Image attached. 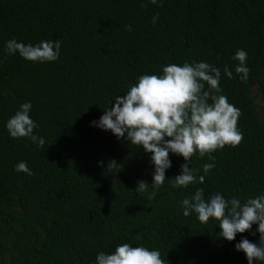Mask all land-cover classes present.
I'll use <instances>...</instances> for the list:
<instances>
[{
	"label": "trees",
	"instance_id": "1",
	"mask_svg": "<svg viewBox=\"0 0 264 264\" xmlns=\"http://www.w3.org/2000/svg\"><path fill=\"white\" fill-rule=\"evenodd\" d=\"M12 38L58 39L60 58L36 63L8 55ZM237 49L248 53L246 81L235 73ZM185 61L221 70L220 94L240 110L243 140L211 153L215 168L187 188L172 186L186 162L170 152L172 167L157 190L151 154L90 122L138 76ZM257 100L264 102V0H0V264H95L98 252L121 243L158 249L164 264H248L234 245L242 236L257 242V225L226 241L218 221L184 216L181 201L198 188L205 199L221 192L242 202L264 193ZM25 102L44 148L10 138L5 128ZM20 161L31 176L14 171ZM211 162L192 156L197 180Z\"/></svg>",
	"mask_w": 264,
	"mask_h": 264
},
{
	"label": "clouds",
	"instance_id": "2",
	"mask_svg": "<svg viewBox=\"0 0 264 264\" xmlns=\"http://www.w3.org/2000/svg\"><path fill=\"white\" fill-rule=\"evenodd\" d=\"M147 2L163 6V0ZM158 19V14L153 16L152 23H157ZM125 27L131 30V25ZM61 45L58 39L25 44L12 38L5 42V51L8 55L19 54L31 62H55L60 58ZM233 59L239 61L235 73L246 81L250 72L246 64L248 53L237 49ZM221 75L218 67L205 61L164 64L159 73H144L128 86L123 95H115L114 104L110 100L111 106L104 108L103 115L91 121L90 126L111 131L117 139H125L137 148L142 146L146 153H150L154 189L164 185L166 170L172 167L170 152L182 156L186 162L181 165L180 174L175 176L173 187L187 188L197 182L203 184L205 177L215 168L211 153L225 146L236 147L243 140V133L237 127L241 112L227 96L220 94ZM224 75L231 79L233 72L225 67ZM31 109V102L21 104L8 118L5 128L10 138H27L44 148V137L34 133L39 126L30 116ZM196 153L201 158L207 155L213 161L202 166L203 175L198 180L189 167ZM115 165V161H111L108 169ZM14 171L29 176L33 174L26 161L16 163ZM138 187L141 191L146 190L148 183L140 181ZM181 208L184 216L195 213L201 224H207L210 218L218 221V237L226 241H234L237 233H245L257 225L251 234L259 233V240L252 242L242 236L234 248L245 254L248 264H264V193L242 202L236 197L226 199L221 192L205 199L204 189L198 188L191 197L181 201ZM95 264H164V260L158 249L121 243L110 253L98 252Z\"/></svg>",
	"mask_w": 264,
	"mask_h": 264
},
{
	"label": "rangeland",
	"instance_id": "3",
	"mask_svg": "<svg viewBox=\"0 0 264 264\" xmlns=\"http://www.w3.org/2000/svg\"><path fill=\"white\" fill-rule=\"evenodd\" d=\"M257 107L259 115L264 119V102L257 100Z\"/></svg>",
	"mask_w": 264,
	"mask_h": 264
}]
</instances>
